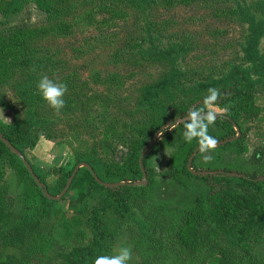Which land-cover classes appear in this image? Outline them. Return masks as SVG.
<instances>
[{
    "label": "trees",
    "instance_id": "16d2710c",
    "mask_svg": "<svg viewBox=\"0 0 264 264\" xmlns=\"http://www.w3.org/2000/svg\"><path fill=\"white\" fill-rule=\"evenodd\" d=\"M186 1L190 0H84L82 4L79 3L80 0L0 1V11L4 18L17 15L27 5L34 4L48 16L50 22L46 27L17 29L10 34L0 31V91L8 88L16 95L17 106L22 108L23 115V117L19 115L16 110L12 124L4 123L0 119V134L25 156L38 179L45 184L49 195H60L74 169L81 163L90 165L97 178L106 184L121 182L128 184L141 180L143 175L140 157L147 145L153 141L162 127L185 118L184 114L193 108H202L203 97L208 94L207 89L210 87L217 89L221 94L215 106L226 109L217 114L215 125L209 127V134L218 142L233 138L236 129L241 131L242 137L233 143L241 142L246 130L249 129L245 126L263 114L264 109L256 103L255 94L260 85L264 86V54L260 50V41L264 38V0H255L252 6L256 12L246 13L250 29L246 45L242 48L241 64L231 65L220 77L209 76L201 80L194 79L193 76L196 75L189 70L185 71L176 63L169 64L167 71L156 81L138 87L140 101L137 111L141 107H146L148 117L137 122L129 117L115 116L111 113L110 99L113 98L110 94L115 90H122L124 86L123 78L118 73L108 76L94 74L92 84L103 86L106 94L96 92L89 99L90 96L86 93L90 89L89 81H82L76 72L63 75V80L54 79L56 69L59 67L56 55L41 58L34 49L33 43L37 40L65 37L71 28L70 22L85 20L88 24L93 22L97 24L92 12L81 14V7L84 8V4L87 3L97 2L95 5L98 15L105 9L125 11L134 8L143 12L148 8L162 5L172 9ZM259 10L262 12L260 16ZM68 19L70 21H67ZM108 41L109 37L106 36L96 39L98 44ZM25 45L30 50L26 49ZM138 54L139 58L156 54L160 59L166 60L171 56L169 51L158 49L151 52L142 50ZM148 58L150 60V57ZM42 75L67 85L63 113L70 109L69 106L71 103L74 104L75 99L86 94L84 123L93 127V131L98 130L101 135L100 139L94 140L90 149H74L71 166L54 170L57 181L52 186L47 183L46 172L35 166L27 157V152L33 148L40 136L52 139L51 128L58 121L53 115L52 108L37 92L36 84ZM186 80L192 84L187 86ZM177 99L183 100L177 103ZM100 107L104 111H99ZM0 109H14V106L9 105L5 99H0ZM122 110L124 109L120 107L121 112ZM126 111H123V115L129 116L130 113ZM182 130L181 124L175 127L174 131H164L162 141L169 140L173 133ZM162 141L158 140L152 149H156ZM120 147L126 151L118 160ZM243 150L245 148L241 149ZM195 151L192 169L200 171L197 160L201 153L198 151L197 142L193 140L186 143L182 139L172 153L166 174L179 183H186V179L198 180L203 184V188L187 207L173 213L172 231L160 239H149L152 247H159L161 258L173 259L176 262L183 259L186 264H264V254L260 251V247L264 246V179L260 177H264V173L259 175L256 172H245L244 177L239 178L229 176V173L235 171L241 174L239 170L226 167L212 170L223 173L196 175L188 169V161ZM142 161L146 173L150 174L147 155ZM7 167L15 169L20 181L26 185L24 193L28 196V200L22 196L20 199L22 213L16 214L12 219L7 212L8 188L4 184ZM83 174L86 176L88 187L79 199L91 202L92 207L86 223L79 218L66 217L52 232L54 240L58 243L57 250L62 249L60 252L56 250L58 257L55 261L59 264H94L98 256H108L115 226L121 224L132 211L130 202L132 197L129 191L148 190L146 186L129 185L107 188L100 185L86 168H81L75 178L78 179ZM69 191L63 198L68 196ZM44 193L45 190L35 183L19 157L0 140L1 248L6 247L5 242L11 240V237H14V240L20 237L17 241H20V244L11 250L15 249L19 255L30 254L24 253V239H32L35 232L40 233L38 230L40 220H50L54 206L59 202L48 199ZM110 215L113 216L112 221ZM113 223L116 225H112ZM35 242L42 245L43 238L36 236ZM45 247L44 245L43 252L48 256V249ZM2 254L0 252V264L7 263L10 257L1 258ZM16 257L11 255L12 263Z\"/></svg>",
    "mask_w": 264,
    "mask_h": 264
},
{
    "label": "rangeland",
    "instance_id": "374dc122",
    "mask_svg": "<svg viewBox=\"0 0 264 264\" xmlns=\"http://www.w3.org/2000/svg\"><path fill=\"white\" fill-rule=\"evenodd\" d=\"M83 1L80 0L79 3L82 4ZM254 1L190 0L172 9L163 5L144 9L143 12L134 8L125 11L105 9L98 15L95 5L97 2L87 3L84 4V8L81 7V14L92 12L97 24L94 22L88 24L85 20L70 22L71 28L65 37H48L42 41H35L33 45L41 58L46 55H56L59 67L56 69L54 79L63 80V75L76 72L82 81H89L90 89L86 92L90 96L89 99L96 92L106 94L103 86L92 84L91 79L94 74L108 76L118 73L123 78L124 86L122 90H115L110 94L113 98L110 99L111 113L115 116L129 117L137 122L148 117L146 107H141L137 111L140 101L138 87L156 81L167 71L169 64L176 63L185 71H191L196 75L193 76L196 80L209 76L220 77L230 69L231 65L241 64L242 48L246 45L250 29L246 13L256 12L252 6ZM260 12L259 10L258 16L261 15ZM49 23L48 16L34 4L27 5L21 13L8 18H4L0 11V31L4 34H10L17 29L46 27ZM102 36L109 37V41L98 44L96 39H101ZM24 47L29 49L27 45ZM155 49L169 51L171 53V56L167 57L169 60L160 59L156 54L139 58L140 51L151 52ZM260 50L264 54V38L260 41ZM185 82L187 86L192 84L189 80ZM85 95L75 99L66 113H63V109L59 113L54 112L53 115L58 121L52 126L54 129L51 128L52 139L40 136L33 148L27 152L29 160L46 172L47 183L51 186L57 181L54 170L61 167L69 168L73 163L74 149L88 150L94 140L101 137L98 130L93 131V127L84 123L83 109L87 100ZM255 98L256 103L264 109V86L260 85L257 88ZM0 99H5L9 105L14 106V109H0V119L4 123L14 122L16 110L23 117L22 108L17 106V97L12 91L8 88L1 90ZM101 100L105 101V99ZM182 100L177 99V103ZM120 107L124 109L122 112ZM214 107L217 109L216 115L222 113L218 111L217 106ZM209 110L212 109H205V111ZM99 111L104 110L100 107ZM123 111L129 112V116L123 115ZM245 128L249 129L246 130L241 142L216 147L211 153L212 159L207 161L201 154L197 160L200 171L194 169L193 171L211 172L215 168L232 167L241 174L264 173V112L259 119L249 122ZM174 130L175 128L171 131ZM160 132L161 130L158 133ZM238 132L242 137L241 131L236 130L233 138L238 136ZM163 138L164 136L160 135L159 141ZM182 139V131H177L169 137V140H163L156 149H151L147 154V165L151 169V173L147 174L148 190L129 191L132 197L129 198L132 211L121 224H112L116 225V230L111 239L108 256L115 255L121 246L130 245L133 255L129 264H186L183 259L176 262L173 259L161 258L159 247L156 245L158 248H153L150 243V240L160 239L161 236L172 231L173 213L187 207L203 188V184L198 180L186 179V183H179L166 174L172 153ZM242 148L245 150L241 151ZM125 151V148L120 147L118 160ZM233 173L239 174L238 171ZM75 180L77 181L74 183ZM74 181L68 196L54 206L50 220H40L38 229L40 233L35 232L32 239H24V253L30 254L19 255L15 249L11 250L20 244V241L17 242L20 237L15 240L11 237V240L5 242L6 247H0V252L3 253L1 258L10 257V260L4 264H59L55 261L58 257L56 253L62 249L57 250L58 243L54 240L52 232L66 217L79 218L86 223L88 212L92 207L91 202H83L79 199L88 187L86 176L83 174ZM4 184L8 188L7 212L12 219L16 214L22 213L23 206L20 202L22 196L28 200L27 194L24 193L26 185L20 181L13 167L6 168ZM111 217L113 216H109L112 221ZM36 236L43 238L42 245L35 242ZM44 245L48 249V256L43 252ZM260 251L264 254V246L260 247ZM11 255L17 256L13 263ZM22 257L29 258L25 260Z\"/></svg>",
    "mask_w": 264,
    "mask_h": 264
},
{
    "label": "clouds",
    "instance_id": "9594fccd",
    "mask_svg": "<svg viewBox=\"0 0 264 264\" xmlns=\"http://www.w3.org/2000/svg\"><path fill=\"white\" fill-rule=\"evenodd\" d=\"M37 92L43 101H45L54 112L59 113L65 106L64 96L67 92V85L63 82H57L50 79L47 75H42L36 84ZM207 95L203 97L202 108H193L185 115L183 122L172 123L169 128L162 129L159 135L164 131H171L176 125L182 124V136L186 143L193 140L197 142L198 151L203 154L204 160L212 159L211 153L216 148L217 139L209 134V127L214 126L217 116V109L214 107L218 97L221 95L217 89L208 88ZM206 108L212 110L205 111ZM218 111L224 112L226 109L219 108ZM67 207V205H66ZM131 246H121L115 255L98 256L94 264H129L132 260Z\"/></svg>",
    "mask_w": 264,
    "mask_h": 264
},
{
    "label": "water",
    "instance_id": "95a60500",
    "mask_svg": "<svg viewBox=\"0 0 264 264\" xmlns=\"http://www.w3.org/2000/svg\"><path fill=\"white\" fill-rule=\"evenodd\" d=\"M217 116V115H216ZM185 118L183 119H179V122H183ZM172 123H169L167 124L166 126H164L162 129H166V128H169L170 125ZM161 129V130H162ZM237 131H239L238 129H236ZM159 133L154 137L153 141L146 147V149L142 152V155L140 157V165H141V168H142V180L139 181V182H136V183H124V182H121V183H113V184H106L102 181H100L96 174L94 173V171L92 170V168L90 167V165H88L87 163H81L79 164L78 166H76V168L74 169L71 177L69 178V180L67 181V184H66V187L64 188V190L62 191V193L58 196H51L49 195L46 191V186L45 184H43L39 179L38 177L36 176V174L34 173L33 169H32V166L30 165V163L28 162V160L25 158L24 155H22V153L20 151H18L7 139H5L1 134H0V140L7 146V148L13 153L15 154L17 157H19V159L23 162L24 166L26 167V169L28 170V172L30 173V175L32 176L33 180L35 181V183L39 186V188L41 189H44L45 190V197H47L48 199L50 200H54V201H60L66 194L67 192L69 191L70 187H71V184L72 182L74 181L78 171L81 169V168H86L90 173H92V175L94 176V178L100 183V185L102 186H105L107 188H119V187H122V186H125V185H129V186H134V187H139V186H147V173H146V170L143 166V158L145 157V155H147L149 153V151L152 149V147L156 144V142L159 140ZM238 138H240V133L238 132V136L236 138H233V139H230V140H225L223 142H218L217 146L216 147H220L221 145H226L228 143H233L235 142ZM196 155V151L194 152V154L190 157L189 161H188V169L196 174V175H210V174H217V173H223L221 171L219 172H210V171H207V172H194L193 169H192V162H193V159ZM229 176H233V177H239V178H242L244 177L243 174H237V173H229ZM264 179V178H262Z\"/></svg>",
    "mask_w": 264,
    "mask_h": 264
}]
</instances>
